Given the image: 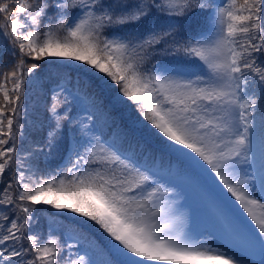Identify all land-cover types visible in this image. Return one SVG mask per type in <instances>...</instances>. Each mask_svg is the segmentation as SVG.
<instances>
[{
  "label": "snow or ice",
  "instance_id": "1",
  "mask_svg": "<svg viewBox=\"0 0 264 264\" xmlns=\"http://www.w3.org/2000/svg\"><path fill=\"white\" fill-rule=\"evenodd\" d=\"M193 14L211 21L212 38L180 35L178 18ZM0 16V56L6 52L14 61L0 80V185L16 166L0 192V264H60L62 253H67L65 264H246L227 249L183 240L176 227L179 217L171 215L167 201L158 202L160 193L174 190L159 182L152 166L116 144L104 147L93 137L77 144L83 152L75 150L76 159L63 175L59 170L50 178L36 175L39 156L51 157L64 123L87 134L96 115L72 117L69 98L73 103L81 99L79 91L67 86L70 76L57 75L46 109L54 128L44 145L18 148L17 133L26 139L25 125L19 123L27 114L25 85L34 83L31 78L41 67L27 61L49 57L79 62L99 77L95 87L112 93L114 106H135L143 119L123 132L126 142L139 145L135 125L159 137L163 151L187 161L190 171L182 175L196 187L201 172L210 169L213 183L218 180L254 222L264 249V214L253 210L264 209V193L261 198L256 193V181L264 185V0H3ZM58 30L65 33L63 39L55 38ZM168 55L198 58L211 75L188 76L179 65L145 69L148 57ZM257 162L254 172L242 167ZM201 195L217 208L216 222L226 238L242 232L227 201L221 206L213 199L211 186ZM40 204L94 222L110 238L111 248L105 253L88 241L89 250L81 255L77 246L87 237L77 229L66 232L60 246L51 235L37 246L38 234L28 230L38 221L34 213ZM98 254L104 259L97 260Z\"/></svg>",
  "mask_w": 264,
  "mask_h": 264
},
{
  "label": "trees",
  "instance_id": "2",
  "mask_svg": "<svg viewBox=\"0 0 264 264\" xmlns=\"http://www.w3.org/2000/svg\"><path fill=\"white\" fill-rule=\"evenodd\" d=\"M0 2H3V0H0ZM14 2H18V0H14ZM29 2H31V0H29ZM226 2L227 0H214V3L217 4ZM240 2L242 3V0H240ZM178 19L181 20L182 24L180 35L185 39H199L201 38V33H203L204 37L210 39L216 31L211 21L209 20L206 23L204 17L199 14H193ZM2 23L3 18L0 16V24ZM56 32L54 33L55 38L63 39L65 33L62 30ZM0 43H2V41H0ZM179 57L183 60L191 59L183 58V56ZM260 59L264 60V56ZM32 62L39 63L41 67L36 73V76L31 78L34 83L25 85L24 103L27 114L22 115L19 123L25 125L23 131L26 139L22 140L17 133L16 143L18 148L25 147L29 143L34 144L35 142L44 145L47 132L54 128L55 121L50 118V113L46 109L51 103L50 88L52 83L56 81L57 75L63 78L70 76L72 82L67 86L72 89L73 92L79 91L81 99L73 103L71 97L69 98L72 107L71 115L74 119L85 117L92 112L96 113L93 117V122L89 123L90 131L87 134L81 133L79 128L74 124L69 125L67 122L64 123L61 131L57 133V146L53 149L51 157L46 158L43 154L39 156V171L36 172L37 176L50 178L56 176L58 170L60 174L63 175L66 169L71 167L69 161H74L76 159L74 154L75 150H79L81 153L83 152V148H77V144H86L91 138L99 137L102 146L108 147L109 145L116 144L122 151L134 152L138 158L153 167L159 182L165 185L166 188L174 190L171 193L162 192L158 197V202L167 201L168 204L171 205L172 216L179 217L184 223L187 222L191 225L192 219L198 218L204 213L210 214L211 211L216 209L212 203L204 199L201 195L202 190L210 186L202 174H200L199 187L186 182L182 172L185 169L190 171L187 162L183 160L182 157L178 158L174 154L163 151L159 137L146 134L140 125H135L140 129L136 136V141L139 142V145L135 141L129 143L123 139V132L128 131L135 122V120L131 118L130 113H139L136 111L134 105L131 107L114 106L112 104V94L107 90L102 91L100 88L95 87V84L99 83V77L93 72L86 71V66L82 68L79 62H65L62 59L51 57L40 61H33L31 59L27 61L28 64ZM169 63L162 62L158 67L169 68L179 65L186 75L192 76L190 70L186 69L184 65L180 63L169 65ZM200 63V72L204 73L205 64L202 61H200ZM13 64V58L6 52L3 56H0V80L3 79V73L11 71ZM164 64H168V66ZM146 65L147 63H144V66ZM100 75L102 76L103 74ZM210 75L209 72L208 77H210ZM89 81H92L94 85L91 88L87 87ZM7 87L11 88L12 84L8 83ZM0 100H2V94H0ZM93 100L95 101V105L93 104ZM58 114L61 116L64 114L63 106L58 110ZM257 120H259V116H257ZM84 122L88 123L87 120ZM253 141L255 151L257 138L253 137ZM15 167V163H13L12 170L6 171L4 184L0 185V192L3 191L8 181L15 175ZM95 167H97V165L93 164L92 168ZM242 167L249 172H254L258 169V162L253 164L251 168L247 165H243ZM28 175L29 173L26 171V177ZM69 178L70 177H66V179ZM25 182H28V180L26 179ZM211 189L213 192V199L221 206L227 201V196L231 201L234 200L226 190L224 191L227 195L225 196L226 198L223 199L217 192L213 191V187H211ZM10 191L15 194V185H13ZM256 193L257 198H261V194L264 193V185H261L258 180L256 181ZM35 207L36 211L34 216L38 218V221L34 219L28 231L30 234H38L37 246L47 242L49 235L56 238L58 240V246H60L64 243L65 233L69 230L77 229L82 231L84 236L87 237L86 240H82L80 245L77 246L81 255H84L85 252L89 250L88 241H95L100 248L104 249L105 253L111 248V244L109 243L110 238L104 233L103 229L96 226L94 222L87 221L85 218L75 215H69L66 211L58 212L48 205L40 204ZM238 208L239 212H242V215L236 217L232 216L243 225V230L238 235L232 236L236 248H251L253 252L258 254L259 259H261V264H264V249L256 245L255 236L250 230L252 228L258 233L255 224L240 206H238ZM253 210L258 216L264 214V209L259 207H255ZM4 215H8V213H4ZM3 223L4 221L2 217H0V224ZM23 243L25 247H27L28 242L26 239ZM66 256L67 253H62L58 257L60 264H65ZM96 258L97 260H103L104 256L98 254ZM73 259H75V257H73Z\"/></svg>",
  "mask_w": 264,
  "mask_h": 264
},
{
  "label": "rangeland",
  "instance_id": "3",
  "mask_svg": "<svg viewBox=\"0 0 264 264\" xmlns=\"http://www.w3.org/2000/svg\"><path fill=\"white\" fill-rule=\"evenodd\" d=\"M173 58H176V57L171 56V55L150 56L149 60L148 59L145 60L144 63H147V65L144 67L145 69H150L153 64H157L159 66V64H161L162 62L169 63L170 60ZM130 114H131L130 115L131 118H133L135 121L143 119V117H141L139 114L135 112H132ZM201 163L203 162L201 161ZM205 167L207 168V165H205ZM202 174L204 178L207 180L208 184L211 187H213V189L221 192L223 196L227 195L224 189L221 186H219L218 180L213 183L212 178L214 177V173H211L210 169L207 172H202ZM227 201H228L227 202L228 206L231 209V214L235 217L238 215L241 216L242 212H239L238 202H236L235 200L231 201L230 199H228V196H227ZM216 217L212 218L211 214L204 213L200 217L198 218L196 217L195 219H193L192 220L193 221V224H192L193 231L191 233L190 241L188 243L192 244L193 246H200L202 248L211 247L214 249H221V250L227 249L228 251L232 252V255L234 257L243 259L246 262V264H256V257L250 258L248 255V251L250 253L253 252L251 248H248V251H245L244 249H239V248H237L235 251H231V249H229L225 245L223 238H226V237L219 231L218 224L216 222ZM176 227L178 229V224H176Z\"/></svg>",
  "mask_w": 264,
  "mask_h": 264
}]
</instances>
